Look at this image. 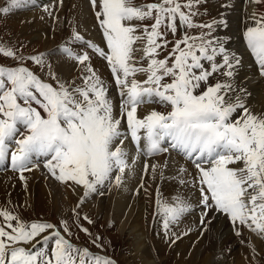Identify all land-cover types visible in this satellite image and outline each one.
I'll use <instances>...</instances> for the list:
<instances>
[{
    "label": "snow or ice",
    "instance_id": "6c2138e0",
    "mask_svg": "<svg viewBox=\"0 0 264 264\" xmlns=\"http://www.w3.org/2000/svg\"><path fill=\"white\" fill-rule=\"evenodd\" d=\"M27 2L7 0L0 13L7 15ZM205 2L90 0L105 47L76 29L68 42L49 53L25 56L0 41V57L15 62L0 63V163L10 158L26 186L24 173L43 157L45 168L57 181L83 189L79 208L90 196L124 185L126 172L131 173L141 154L153 157L175 149L197 170L191 181L181 178L179 183H190L200 192L203 228L211 223V212L212 218L228 217L238 236L243 226L264 238V112L252 111L245 99L250 94L232 83L240 61L212 35L217 24L225 21L196 22ZM253 3L264 4V0ZM252 19L253 26L243 35L264 74V14L254 12ZM194 28L207 31L189 35L187 30ZM178 31L183 35L176 39ZM88 50L109 66L120 98L118 113L109 85L93 68ZM162 51L168 54L160 58ZM53 57L75 62L79 76L62 78ZM138 74L146 78L140 80ZM214 74L229 79L210 83ZM146 104L170 110L139 115L138 109ZM127 140L136 148L131 163ZM166 167L145 161L137 194L140 190L148 194L145 176L154 182L159 168L163 179ZM178 171L182 174L186 169ZM173 200H163L157 187L153 219L161 216L166 235L194 210L179 193ZM73 213L77 227L91 237L78 222L93 221L81 217L77 209ZM72 235L66 220L57 227L42 220L25 222L7 209L0 210V264H117L72 243L66 238ZM172 236V243L180 238ZM101 240L96 236L90 242L103 252ZM252 252L256 254L254 246Z\"/></svg>",
    "mask_w": 264,
    "mask_h": 264
},
{
    "label": "bare ground",
    "instance_id": "6f19581e",
    "mask_svg": "<svg viewBox=\"0 0 264 264\" xmlns=\"http://www.w3.org/2000/svg\"><path fill=\"white\" fill-rule=\"evenodd\" d=\"M228 1H230L236 7L235 15H233L234 22L232 26L227 25V22H225L224 25L219 27L220 35L218 38L224 42L226 49L231 54L235 55L240 61L239 65L235 69V77L232 79V83H234L237 88L246 89L247 93L250 95H255L256 93V99L253 101L251 100L250 109L256 113L264 112V74L261 73L260 66L256 61L255 56L251 53V50L247 47V43L243 35L249 26H253V19L252 16H250L248 21L242 19L245 15V12H248L249 10H252L257 14H264V4H255L253 3V0ZM89 2L90 0H73V5H75V7L78 5V9H75L70 6L68 7V4H72L70 0H63V3L58 6V12L55 13L56 15L59 14V20L62 21L60 22L59 26H64V20L71 15L66 25H73L77 31L79 29V25L83 26L84 32L88 33L92 37H95L96 33L91 31V28L94 26V24H92V22L90 23L89 20L86 19V16L90 15L91 19L93 18L87 6V3ZM30 3L32 5L36 4L34 1H30ZM81 6L84 9L82 14L79 10ZM65 12L68 13L67 17ZM24 17L26 22L23 25H25L26 28L32 26V29H38L40 27V23H38V21L42 18L40 12L37 11L34 14L25 15ZM237 18L240 19L239 23L236 21ZM59 28L60 27H58V30L62 32L61 28ZM99 32V37H103L101 29ZM51 46L47 45L46 47L50 49ZM101 46L105 47V42L101 44ZM89 54L91 56L93 68L97 70L98 74L109 85V95L112 97L115 105L117 106L116 111L118 113L119 96H116L117 94L112 91L116 90V88L114 86V81L110 73L109 66L105 60L98 57V55L95 53L89 52ZM219 59L220 58L218 57V61ZM248 62H251L250 65L248 64L249 66H247ZM73 66L75 65L71 62L61 59H57L54 64L56 72L66 80H70L72 77H75L76 70H73ZM137 78L140 79L141 77L137 75ZM228 79L229 78H225V80ZM150 108L151 107H149L147 104L142 105L138 109V114L142 116L150 111ZM128 142L129 143L125 144V147L129 151V162L131 163L132 157L136 155V148L131 140H128ZM141 143H143V141ZM141 147H143V145H141ZM169 149L173 151V149ZM167 153L168 152L153 156V158L161 157ZM149 158V160L148 157L146 159L149 166L153 164H167V167L163 169V174L166 171H170L172 175L168 176L167 174V177L161 179V169L158 168L156 180L154 182L151 181L148 176L144 177V184L146 187H148V194L146 195L143 190H140L139 194L132 195V193L138 189V186L141 182V175L145 163V161H143L139 164V162L136 161L131 173L126 172L124 185L120 187L113 186L112 191L110 190L111 194L108 198V202L105 197L108 196L107 193L109 189H105V194L99 199H96L97 201L95 202V208H97L98 214L105 213L107 219L114 221L116 220L118 225H120V231L125 233L124 236H126L127 241L129 238L133 240L131 242V246L135 250V254L133 256L136 264H165V259L160 258L159 255L161 252V245L157 240L153 239L151 236L152 227H149L152 223L153 213L155 211L156 189L159 187L161 197L170 203L174 202L173 198L177 195V193H179L182 197L188 199L189 203L199 204L200 199L198 196L200 192L195 188H187L189 187L188 183H179L181 178L187 181L189 172L188 168L182 166L181 162L177 158L173 156H171L170 159ZM181 167L186 169V172L180 174L178 170ZM32 171L34 172L26 177V186L25 182L21 184L18 179L12 175H0V205L3 206L7 203H11L19 207H25L31 202L34 203L35 201L42 210L47 207H51V210L54 211L60 220L64 219L69 214V211L71 212L72 209L75 208V203L77 202V199L81 197L83 191L78 190V188L75 187L73 188L72 186L69 187L67 184L61 185L66 186L62 187L64 188L63 190L60 188L61 186L56 187L60 184L57 185L54 183V180H52L54 182L47 180V175L45 176V174L49 173L47 169H38L37 167H34ZM26 174H28V172L24 173V175ZM150 175L151 167L149 168V176ZM48 183L52 184L50 185ZM91 198L92 200H95L96 196L94 197L92 195ZM87 202L88 199L85 203ZM196 209L200 211L198 207ZM196 209H194V211ZM103 211L104 213H102ZM197 214L199 219H201L199 212ZM183 217L184 219L180 220L178 223L179 225L176 227L184 232V237L187 236L190 239L185 240L184 238L182 240H178L179 244L175 247L180 249L182 255L181 264H245L241 258L243 256L239 257V259L233 258L232 255L234 251L243 250L245 254H249L250 256L252 247L254 246L255 249L260 253L264 252V242H262L264 241V238L257 236L246 227V230L250 233L248 234L251 241H237L238 239H235V235L234 237L230 235V226L233 227L230 220L222 218L221 215L212 218L213 214L210 213L209 218H211V222L218 220L220 223L219 225L214 223L211 227V223L208 224V230L206 232L205 230H202L201 227H199L198 221H196V224L191 223L193 217L190 215L185 214ZM246 230L245 232H247ZM202 232L203 234L205 232L204 237L199 239L198 236L201 235ZM185 233L187 234L185 235ZM196 237H198V240L195 241ZM193 240L195 242H193ZM217 257L218 260H216ZM262 261H259V259L256 257H253L248 260V264H261L263 263Z\"/></svg>",
    "mask_w": 264,
    "mask_h": 264
},
{
    "label": "rangeland",
    "instance_id": "374dc122",
    "mask_svg": "<svg viewBox=\"0 0 264 264\" xmlns=\"http://www.w3.org/2000/svg\"><path fill=\"white\" fill-rule=\"evenodd\" d=\"M70 1L72 4L71 5L68 4V7L70 6V7H73L75 9H78V5H77V7H75V5H73V0H70ZM55 2L60 3V0H54L51 3H49L48 6L52 5ZM136 2L137 3H151V2H157V0H136ZM6 3H4V0H0V5H2L3 7L6 5ZM20 9H21V7H20ZM79 10H80V13L82 14L84 9L81 6V8ZM37 11L38 12L41 11V9L38 8V5L37 4H34V5L31 4V6L28 7L27 11H17V12L11 11L7 15L0 13V41H2L6 45L15 46L16 48H19L24 53L25 56H27L29 54H35L38 52L49 53V52L55 50L56 47L64 45L66 42L69 41L74 26L73 25L68 26V25H66V23L69 20L71 15L64 20V24H65L64 26L63 25L59 26L60 22H62V21L59 20L60 19L58 16L59 14L58 15L55 14L56 12H58V8H57L54 15L49 16V18H46V19L43 17V16H45L44 13H41L42 18L38 21V23H40V27L38 29H32V26H29V28H26V26L23 25L26 22V19L24 16L34 14ZM198 11L201 13V15L195 17V20L197 23H210L214 20L215 21L223 20V21L227 22V25L232 26V24L234 22L233 15H235L236 7L228 0H206L205 3H202L200 5ZM65 13L67 14L66 15V17H67L68 13L67 12H65ZM251 13L253 15L254 11L249 10L248 12H245V15L242 19L245 21H248L250 16H252ZM88 15H90V14H88ZM45 17H47V16H45ZM83 17H84V15H83ZM83 17H82V21H83ZM86 19L89 20L90 23L92 22L91 21V15L86 16ZM236 21L239 23L240 19L237 18ZM146 23H151V21H146ZM224 24L225 23L217 24V26L215 27V29L212 33V35L214 37L216 36L217 33H218L217 37L220 35L219 27H221ZM58 27L61 28L62 32H60L58 30ZM98 29L100 31V28H98ZM187 31H188L189 35H197L201 31H207V29L194 28V29H188ZM92 32L96 33L95 30H93ZM99 34H100V32H99ZM182 35H183V32L178 31L175 38L179 39ZM95 36H96V34H95ZM101 38H102V40H101ZM101 38L99 37V35H98V37H96V43L99 46H101V44H103L105 42L103 37H101ZM167 39L171 41L174 38L169 33L167 36ZM47 45H49V46L52 45V46L50 49H48L46 47ZM76 50L81 51V49L79 47H77ZM168 50L169 51L171 50V44H169ZM140 54L141 53H137V56H139ZM167 54H168L167 51H162L160 58H163ZM53 59H54V61H56L59 58L53 57ZM69 62H71L72 64L75 65L72 68H74L73 70H76L75 77H78L79 76V69L77 68V65L75 64V62H72V61H69ZM0 63L11 65V64H14L15 62L12 61L11 59H6V58L0 57ZM170 63H171V61H170ZM146 64H147V61H144L145 66H146ZM248 64L250 65L251 62H248L247 66H249ZM28 66L33 67L31 64H29ZM144 77H145V75H144ZM222 77H223V75H221V74H214V76L212 77V81H210V83H216L217 81H221ZM234 77H235V74H234ZM42 78H44V77L42 76ZM225 78H227V77H224V81H225ZM140 80H141V78H140ZM77 82H79V80ZM116 96H118V95H116ZM245 98H249V99H246V104H247V106L250 107L251 100L253 101L254 99H256V93H255V95L254 94L248 95ZM119 101H120V98H119ZM148 106L151 107L150 108L151 110H153V109L157 110V111H168V110H170L167 107H165L163 105H158V104H148ZM126 143H129L128 140L125 141V144ZM141 145H144V142L141 143ZM166 145H167V142L164 146L166 147ZM173 150H175V149H173ZM149 159L150 158L148 157V160ZM181 164H182V166L186 165L182 162H181ZM6 169H8V168L5 167L4 169L0 170V175L9 174V175H12L13 177L17 178L21 184L24 183V181H22L19 178L18 172L14 171V173H12V172H6L5 173L4 170H6ZM32 172H34V171L28 172V174H26L25 177L30 175ZM167 174H168V176L172 175L170 173V171H166V172H164V177H167ZM47 180H49V179H47ZM49 181H52V180H49ZM52 182H54V181H52ZM54 183H56L57 185L60 184L56 187H60L62 184H64V183L59 182V181H56ZM48 184H50V183H48ZM62 187H66V186L63 185L60 187L63 190L64 188H62ZM72 187L78 188V190H82L80 187L75 186V185H72ZM112 189H113V187H111L109 189V191L107 193L108 196L105 197V199H107V202L109 200L108 198L110 197ZM136 192H137V189H136ZM136 192L134 191L132 193V195H136L137 194ZM93 196L95 197L96 195H93ZM100 197L101 196L98 195V197L96 196L95 200H90L87 203H84L79 208H77V204L80 201V198H78L77 202L75 203L76 204L75 208H73V209H77V211L79 212V215L81 217L86 215L93 221L92 224L87 223L83 219H80L78 222L79 224L83 225V227H86L89 229V231L92 233L91 237L87 236L83 231L80 230L79 227H77V224L75 222V215L73 213V209L71 212L69 211V214L62 220H60L59 217L54 213V211L51 210V207H47L44 210H42L41 208H39V205L36 204L35 201H34V203L31 202L29 205H27L25 207L24 206L19 207L15 204L7 203L6 205H3V206L0 205V210L7 209V210L11 211L13 214L18 215L19 218L25 222H32L31 220H34V221L35 220L36 221L42 220V221H46V222H51L50 220H52L55 222V224L58 227H61V221L66 220V221H68L69 227L73 233L71 238L73 239L74 242H76L80 245H82V244L87 245V246H89L90 251H92L94 253H99L98 250H101V249L97 248L90 241H91V239L95 238L96 236H100V237H102V240L100 241V243H102L104 246L103 252L115 255L116 258L122 264H136V262L134 261V256H133L135 254V250L131 246V242L133 240L131 238H129V240L127 241L126 236H124L125 233L120 231V225H118L116 220L114 221L111 219H107L104 211L102 212L104 214H98L97 208H95V206H96L95 202L97 201L96 199H99ZM198 197L200 199V193H199ZM186 200H188V199H186ZM197 207L200 209L199 214L201 215L202 208L200 207L199 204L196 203L195 206H193V208L196 209ZM210 213H209V215H210ZM216 216H219V215H216ZM221 217L226 219V217H224V216H221ZM122 219H123V217H122ZM160 219H161V216L158 215V220H160ZM182 219H184V217ZM152 221H153V218H152ZM196 221H197L196 218H193L191 223L196 224ZM214 223L219 225L220 222H218V220L212 221L210 224V227ZM178 225L179 224H176V226H178ZM149 227H152V223L150 224ZM175 227L172 230H170V232L167 236L173 237V239H174L175 237L172 236V233H175L176 236H180V238L178 240H182L184 238H185V240L190 239L187 236L184 237L183 236L184 232H182L177 227L176 228ZM199 227H200V224H199ZM230 228L232 231L231 232L229 230L230 235L232 237H234V235H235V239L236 240L238 239L237 241H243V240L244 241L247 240L245 242L251 241L250 236H249L250 233L246 230L247 229L246 227L241 226V228L239 230L240 231L239 236L236 235V232H235L233 227L230 226ZM151 230H152L151 236L153 237V239L157 240L159 242V244L161 245V252L159 253V255H160V258L165 259V262H166L165 264H181L182 255H181L180 249L175 248L179 244V241L176 240L175 243H172L173 239L166 238L160 232V225L156 221L154 222ZM202 230H204V228ZM207 230L208 229H206L205 232ZM245 230L247 232H245ZM61 231H62V228H61ZM205 232H204V234H205ZM204 234L202 232L201 235L198 236L199 239H202L204 237ZM198 237L195 238V241L198 240ZM195 241L193 240V242H195ZM262 242H264V241H262ZM232 256L234 259H237V258L239 259V257L243 256L244 258L243 257H241V258L245 262V264H248L249 259L256 257L257 259H259V261H262V259H263V261H262L263 263H261V264H264V252L260 253L258 250H256L255 255H253V252L251 250L250 256H249V254H245L243 252V250H236L233 252ZM216 260H218V257Z\"/></svg>",
    "mask_w": 264,
    "mask_h": 264
}]
</instances>
